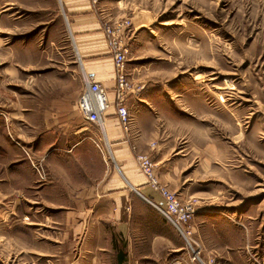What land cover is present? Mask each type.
Here are the masks:
<instances>
[{
	"label": "rangeland",
	"instance_id": "obj_1",
	"mask_svg": "<svg viewBox=\"0 0 264 264\" xmlns=\"http://www.w3.org/2000/svg\"><path fill=\"white\" fill-rule=\"evenodd\" d=\"M92 1L102 25L133 23L123 129L133 154L160 145V172L174 169L172 189L197 204L183 264H264V0ZM67 18L59 0H0V85L18 145L44 132L35 111L74 72L63 67L78 51ZM39 154L30 160L47 179L31 161L15 176L21 186L39 179L36 196L18 216L1 209L0 264H104L99 225L86 242L71 228L94 216L71 213L57 193L72 186L71 174L55 177Z\"/></svg>",
	"mask_w": 264,
	"mask_h": 264
},
{
	"label": "crops",
	"instance_id": "obj_2",
	"mask_svg": "<svg viewBox=\"0 0 264 264\" xmlns=\"http://www.w3.org/2000/svg\"><path fill=\"white\" fill-rule=\"evenodd\" d=\"M59 2L72 19L67 18L72 35L78 38L77 57L74 65L73 62L63 64L65 69H74L66 77L64 89L55 88L43 97L42 103L49 106L35 111L34 115L44 130L35 141L18 145L14 139L9 89L4 84L0 85V215L1 209H8L18 216L22 202L33 200L36 196L38 191L33 189L39 184H33H37L39 179L31 185L21 186L15 176L17 170L30 171V158L41 152L37 158H44L48 166L58 168L53 173L55 177L71 174L72 186L68 188L71 191L60 187L57 193H61L66 205L71 204L65 207L71 213L88 214L90 218L94 216V220L75 222L71 228L86 242L93 235V225L94 228L99 225L105 241L98 258L103 259L104 264L106 260H112L113 264L186 263V237L153 205V202L161 203L163 199L141 173L119 117H113L117 115L115 107L108 111L101 129L89 127L99 125L85 122L78 112L77 101L86 78L102 82L112 101L115 100V65L105 43L102 20L95 11V5L92 0ZM51 89L50 86L49 91ZM24 115H27L26 109ZM153 144L140 145V149L146 148L139 152L151 154L162 183L172 189L177 185V173L170 168L160 172L158 165L162 161H157V157L161 146ZM103 149L110 157H106ZM33 174L35 176V172ZM26 217L29 218L28 215ZM120 241H124L123 245L119 244Z\"/></svg>",
	"mask_w": 264,
	"mask_h": 264
},
{
	"label": "built area",
	"instance_id": "obj_3",
	"mask_svg": "<svg viewBox=\"0 0 264 264\" xmlns=\"http://www.w3.org/2000/svg\"><path fill=\"white\" fill-rule=\"evenodd\" d=\"M132 25L133 23L129 18L114 20L110 23L104 22L102 25L107 47L115 65V100L112 101L108 89L102 82L86 78L85 87L77 101V109L84 121L89 124L102 125L108 116V111L114 106L121 128L129 131L132 112L130 107H128L127 100L129 92H133L134 88L132 89V82L129 80L127 62L131 51L128 39ZM153 145L155 146V144ZM135 158L147 183L163 199L161 203L153 202L158 212L183 236L192 237V221L197 211L196 202L183 199L166 184L162 183L161 176L156 169V162L151 154L138 153ZM31 162L35 168H38L41 177L47 179L43 167H38V164L32 160Z\"/></svg>",
	"mask_w": 264,
	"mask_h": 264
}]
</instances>
